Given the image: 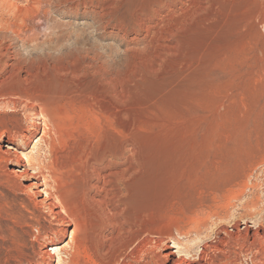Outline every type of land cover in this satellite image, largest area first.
<instances>
[{
	"label": "rangeland",
	"instance_id": "1",
	"mask_svg": "<svg viewBox=\"0 0 264 264\" xmlns=\"http://www.w3.org/2000/svg\"><path fill=\"white\" fill-rule=\"evenodd\" d=\"M8 1L15 16L2 19L20 16L29 38L0 27V45L8 50L3 59L10 63L8 54L18 52L21 65L5 66L0 79L14 75L0 94L27 90L37 104L0 107V125L28 133L45 121L51 145L39 143L41 128L28 144L10 145L22 166L0 163V264L45 257L53 242L72 260L50 250L51 264H115V247L131 237L129 248L136 249L128 248L127 261L145 264L144 251L166 231L195 249L215 242L216 233L227 242L210 255L227 257L228 264H264V239L252 235L264 228V161L246 177V163L235 164L239 175L225 166L229 147L250 146L264 157L263 135L243 147L229 142L240 133L233 128L239 118L264 108V0H37L46 11L38 21L21 13L36 0ZM30 64L33 77L18 84ZM100 159L114 162L119 194L97 208L83 187L90 164ZM24 168L42 169L80 218L74 241L73 223L57 225L37 203L45 194L26 187L35 178ZM193 209L218 217L200 234L178 235L175 227L192 223ZM114 210L121 214L110 216ZM125 219L139 222L140 237L152 243L144 251L134 232H124Z\"/></svg>",
	"mask_w": 264,
	"mask_h": 264
},
{
	"label": "bare ground",
	"instance_id": "2",
	"mask_svg": "<svg viewBox=\"0 0 264 264\" xmlns=\"http://www.w3.org/2000/svg\"><path fill=\"white\" fill-rule=\"evenodd\" d=\"M13 9H15L14 5L12 3H9L8 0H0V27L4 30L5 29L7 30L8 28L11 30V28L16 27L18 28L16 29V31L23 33L25 38H29L25 34L27 33V31H29V28H24V29L22 28V27H25L23 25H26V24H24L25 21L20 16L17 18V21L15 20V22L13 20L9 22L10 20L7 21V20L2 19L4 15H7V16L11 15L12 17L15 16L14 14L15 12ZM21 13H23V15L24 14L28 15L30 13L32 15L31 19L38 21L39 19H41L43 15H45L46 11L45 9L42 8L41 1L36 0V1L31 2V4H29L28 6L24 7ZM33 29H30V30H33ZM7 51L8 50L6 47H2L0 45V74L3 72L5 66H8V68L11 71L17 70L21 66L19 64L20 59H18L19 57L17 55L18 52L17 53L13 52L11 54H8V57L11 58L10 63L9 62L7 63V61L3 59L5 54H7ZM29 57L31 58L33 56L30 55ZM34 72L35 71L33 69V66L30 64L27 70V73H26L27 76L24 78L23 77L17 78L16 82L21 85L26 84L27 82L30 81V78L33 77ZM13 75H14V72H11L7 79L5 80L0 79V85H3L7 81L12 80ZM26 92L25 90L22 91L20 89H17L16 91L15 90L5 91L4 93L0 94V107L16 108L19 105L21 106L28 105L30 106V108L31 107L34 108L35 105L37 104L36 103L37 101H35L34 99H31V97ZM256 106H257V102L252 104V107H256ZM47 127L48 125L45 121H42L41 123H39V121H35L31 127L30 132L26 133L25 129L22 127L21 128H14V127L8 128V127H3L0 125V163L14 161L15 166L21 165L22 155L19 153L17 148H13L10 145L17 144L19 141H22L24 145L28 144L31 136L34 135L37 131H39V129L41 128H42V133L38 141L39 143L40 141H42V143L44 142L46 145L50 146L51 145L50 137L46 136ZM233 128L239 130L240 133L234 135L233 137H230L229 142H234L236 145H239L242 147L245 146L250 141V139L252 141L251 137L258 136V135L264 136V108L263 107L260 108L252 116L239 118L236 121V124L234 125ZM263 152H264V149H263ZM259 160L264 161V157H262V153H257V154L252 153L250 150V146H249V151L244 147L243 148L229 147V156L225 162V166L227 167L226 171L227 173H229V170H230L231 173L236 175L238 173L235 169V164L246 163V165L248 166L247 169L242 170V176L246 177L249 175V172L247 170L251 168L252 166L256 165ZM31 161L33 160H31V158H28L27 165L30 167L34 165L31 163ZM229 162H230V169H229ZM126 170H129V169L126 168ZM33 171L34 172L29 173L27 168H24L22 170V173H24L25 175L35 178L26 187L27 188L29 187L31 189L34 188L35 189L34 193H40V194L44 193L45 194L44 197L37 200V203H40L41 205H43L48 210L50 215L56 217L57 220H59L57 225L62 224L66 220L67 221L70 220L73 223L74 228L70 232L69 242L74 241L77 231H78L77 225L81 222L80 218L76 216V214L73 215L69 213L68 206L66 207L65 205L66 203H64V201L62 200V197L60 198L57 195L54 187H52L49 184V176L46 175L42 169L38 170L37 168H33ZM115 171H116L115 164L112 160L103 161L102 159H100L90 164L87 176L85 177L83 192L87 193V200L90 202L91 205L97 208H100L109 199L111 198L114 199L115 197H118L119 191L115 188V181H114V176L116 175ZM205 171L211 174L215 173L211 167L210 168L206 167ZM6 172L15 174L14 169H7ZM40 179H42V181ZM42 185H43V189H40ZM183 190H184V187H183ZM192 195L193 194H191V196ZM63 213L64 214L66 213V215H62ZM120 214L121 213L118 210L116 211L114 210V212L113 213L111 212V214L109 215L114 217ZM192 214H193L192 223L188 222L189 223L188 225L184 224V225H178L175 227L176 233L178 235L184 236L191 231L194 233L200 234L201 227L209 223L212 217H218L216 216L215 213H212L211 211H208V210H204V211L194 210ZM122 223H123V220H122ZM138 223L139 222L137 221L130 222L127 219H125V224H127V228H126V231L124 232L128 234L129 232H132V233L134 232L135 237L137 236L136 240H138L137 247H141L144 251L146 244H149V243L152 244V243L149 242V238H146L145 236L144 238L140 237L141 236L140 234L141 226H140V223L139 224ZM223 231L227 233L225 229H223ZM53 233L55 234L59 233L60 235L65 234V232H63L60 229L58 230L53 229ZM120 235H122V233ZM252 235L257 236V237L259 236L262 239H264V228L263 227L261 228V234L254 232L252 233ZM133 239L134 237L133 238L131 237L129 239L127 238V240L123 241L121 244L119 243L120 244L119 246L115 247L114 249V257H115L114 263L115 264H130L127 261V259L129 258L131 253L128 254L127 252H128V248L131 246ZM171 240H172V244L169 245L168 243ZM225 242H227V240L223 236L221 235L219 236L215 233V242L214 241H211L210 243L203 242V244L200 245V249H195L192 246H190L187 242L179 240L171 232L169 231L162 232L158 235L156 240H154V243L151 245L152 249L150 248L144 251L146 253V257H148V254H149V257L145 261V264H165L166 262H168L169 264H228L227 262L229 261H227L228 260L227 257L218 258L217 256H212L209 254V251H216V250L220 251L221 248L219 246L221 244L224 245ZM49 248L50 249L46 248L43 250V254L45 255V257L41 256L38 259H35L33 261L28 260L27 261L28 264H51V260L53 259L55 252H51L50 250L57 251L59 254L63 253L64 255L67 256V261L69 259V262H71L72 254H70L71 252H66L63 246H60L58 243L53 242ZM173 248H175V250H173ZM129 249L131 252L135 250L136 248L135 249L129 248ZM59 259L62 262H65V259H63L62 257H60Z\"/></svg>",
	"mask_w": 264,
	"mask_h": 264
}]
</instances>
